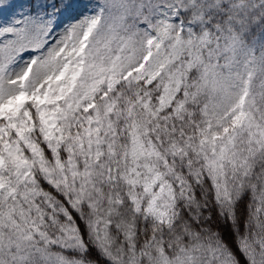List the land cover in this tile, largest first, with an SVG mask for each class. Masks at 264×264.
I'll use <instances>...</instances> for the list:
<instances>
[{
	"label": "snow or ice",
	"instance_id": "6c2138e0",
	"mask_svg": "<svg viewBox=\"0 0 264 264\" xmlns=\"http://www.w3.org/2000/svg\"><path fill=\"white\" fill-rule=\"evenodd\" d=\"M0 264H264V0H0Z\"/></svg>",
	"mask_w": 264,
	"mask_h": 264
}]
</instances>
